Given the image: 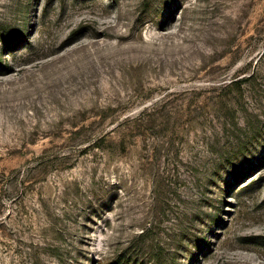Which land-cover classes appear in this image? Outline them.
Wrapping results in <instances>:
<instances>
[{"label":"rangeland","instance_id":"rangeland-1","mask_svg":"<svg viewBox=\"0 0 264 264\" xmlns=\"http://www.w3.org/2000/svg\"><path fill=\"white\" fill-rule=\"evenodd\" d=\"M0 264H264V0H0Z\"/></svg>","mask_w":264,"mask_h":264}]
</instances>
